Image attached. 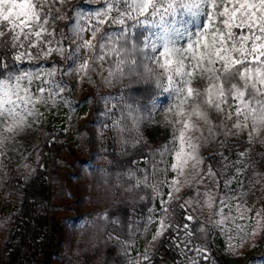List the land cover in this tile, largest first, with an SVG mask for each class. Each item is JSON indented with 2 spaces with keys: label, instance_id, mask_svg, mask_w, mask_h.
<instances>
[{
  "label": "snow or ice",
  "instance_id": "obj_1",
  "mask_svg": "<svg viewBox=\"0 0 264 264\" xmlns=\"http://www.w3.org/2000/svg\"><path fill=\"white\" fill-rule=\"evenodd\" d=\"M82 5L0 0V167L9 144L43 116L40 106L69 105L74 113L68 97L97 76L108 86L150 83L170 102L153 103L149 119L170 137L144 161L151 175L137 167L127 176L129 194L144 200L135 190L149 188L152 207L123 239L121 221L99 214L125 264H157L161 249L174 253L173 264H218L214 237L224 236L233 255L264 238V200L258 208L249 203L264 184L257 170L264 167V0H88V11ZM180 14L194 18L195 31L176 26ZM138 26L158 32L134 38ZM142 122L129 105L107 127L125 149L136 148L146 143Z\"/></svg>",
  "mask_w": 264,
  "mask_h": 264
},
{
  "label": "trees",
  "instance_id": "obj_2",
  "mask_svg": "<svg viewBox=\"0 0 264 264\" xmlns=\"http://www.w3.org/2000/svg\"><path fill=\"white\" fill-rule=\"evenodd\" d=\"M117 27L113 26L112 30ZM147 31L138 26L130 35L142 40ZM88 86L94 91L98 89L95 83ZM110 91L116 96L115 115L121 116L122 111L126 115L131 105L134 114L143 117L140 127L146 143L136 148L129 144L126 149L121 145L119 149L116 138H110L109 149L103 154L105 163L101 166L102 170H99L100 167L90 168L86 177V183L91 186L90 210L96 214L92 220H96L101 227L93 228L90 223L92 220L82 227L71 254L64 258V264H69L73 258L82 259L86 264H122L124 256L119 245L115 240L108 239L112 227H103L99 214L107 212L111 219L118 218L121 221L118 227L123 229V239L132 227L143 223L142 217L146 216L152 204L147 187L135 190L139 196L145 197L144 200L138 197L134 199L129 194L132 183H129L127 172L130 168H137V162L151 160L154 150L160 146L159 135L146 124L150 102L158 90L150 83L133 82L125 85L114 82ZM150 96L152 99H149ZM61 139L62 133H46L31 167H14L6 179L5 199L14 202L16 208L8 221L7 237L0 245V264H51L56 255L62 229L58 211H72L84 185L75 182L73 194L68 193L58 151ZM125 151L127 154L122 155ZM129 161L132 163L129 164ZM144 169H148V165ZM212 250L214 252V244ZM162 256L167 258L168 264H173L174 253L161 249L156 254L157 264H160Z\"/></svg>",
  "mask_w": 264,
  "mask_h": 264
},
{
  "label": "rangeland",
  "instance_id": "obj_3",
  "mask_svg": "<svg viewBox=\"0 0 264 264\" xmlns=\"http://www.w3.org/2000/svg\"><path fill=\"white\" fill-rule=\"evenodd\" d=\"M77 1L79 0H74L75 3ZM80 10H89L88 0H83ZM198 23L199 20L197 19ZM140 27L148 30L146 36L150 39H154L155 33L158 32L156 27ZM187 28L189 31H195L196 25L190 24ZM113 31L118 32L119 28L117 27ZM185 39L181 38L178 43L183 44ZM24 66L31 67L27 63ZM44 66L46 67L47 64ZM94 81L98 86L97 91L84 83L78 85L68 97L72 101L71 107L75 109L74 113L69 111V105H62L52 110L40 106L39 111L43 113V116L39 121L32 128L26 129L18 136L15 143L9 144L7 154L2 158V167H0V245L7 237L8 221L11 213L16 208L14 202L5 199L6 179L14 167L19 165H23L25 168L31 167L37 151L42 146L43 136L51 131L62 133L58 151L62 161V176L65 178L68 193L73 194L75 182L84 184L78 201L73 204L72 211L63 209L58 211L57 217L61 221L62 229L60 244L51 264H64L65 256H69L74 248L78 232L95 217L96 214L90 210L91 186L86 183V177L90 168L100 167L99 170H102L101 166L105 163L103 154L109 149L112 136L116 138L119 149H121V143L120 138L107 127L113 119L120 117L114 114L116 96L110 91V86L100 83L98 76L94 77ZM85 97H88L90 103L85 102ZM105 98H107V102ZM169 102L167 94L156 95L150 102V111L153 103L159 108ZM105 112H107V115H105ZM69 116L72 117L71 120L68 119ZM146 124L148 128L159 135L160 146L156 149L167 143L170 133L162 124L152 123L149 114ZM101 132H103V136L100 135ZM64 133H67L68 136H65ZM155 158L159 159L158 156ZM85 161L87 162L85 163ZM261 164H264V161H261ZM137 166L144 169L146 165L144 161H140ZM257 170L264 171V167L258 165ZM146 172L151 175V164L148 165ZM70 200L73 201V198ZM261 200H264V184L257 185L249 197V203L258 208L261 207ZM150 207H152V204ZM148 214L147 211L146 216ZM225 239L224 236L213 238L214 253L218 264H264V238L257 236L254 241H247L242 247L238 248L235 255L227 252ZM233 244L239 245V239H234ZM137 248H140L139 243ZM1 260L0 253V263ZM69 264H86V262L82 259L73 258ZM122 264H125V257Z\"/></svg>",
  "mask_w": 264,
  "mask_h": 264
},
{
  "label": "clouds",
  "instance_id": "obj_4",
  "mask_svg": "<svg viewBox=\"0 0 264 264\" xmlns=\"http://www.w3.org/2000/svg\"><path fill=\"white\" fill-rule=\"evenodd\" d=\"M176 19H177V25H176L177 27H187L190 24H194V18L189 17L187 14H180ZM173 39H176V37L173 36Z\"/></svg>",
  "mask_w": 264,
  "mask_h": 264
},
{
  "label": "built area",
  "instance_id": "obj_5",
  "mask_svg": "<svg viewBox=\"0 0 264 264\" xmlns=\"http://www.w3.org/2000/svg\"><path fill=\"white\" fill-rule=\"evenodd\" d=\"M65 134V136H68V134L67 133H64Z\"/></svg>",
  "mask_w": 264,
  "mask_h": 264
}]
</instances>
